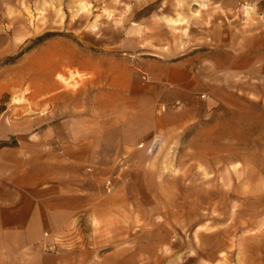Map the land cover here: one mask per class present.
<instances>
[{"label":"rangeland","instance_id":"374dc122","mask_svg":"<svg viewBox=\"0 0 264 264\" xmlns=\"http://www.w3.org/2000/svg\"><path fill=\"white\" fill-rule=\"evenodd\" d=\"M261 57L264 0H0V147L62 156L49 126L96 107L110 61L122 77L131 70L138 93L157 82L155 95L181 93L199 115L131 139L113 168L84 165L91 177L101 169L95 207L58 228L43 219L34 247L0 264H264ZM78 64L99 65L101 79ZM149 65H182L190 87L153 80ZM202 93L224 100L208 118Z\"/></svg>","mask_w":264,"mask_h":264},{"label":"crops","instance_id":"0c3cea01","mask_svg":"<svg viewBox=\"0 0 264 264\" xmlns=\"http://www.w3.org/2000/svg\"><path fill=\"white\" fill-rule=\"evenodd\" d=\"M110 64L113 71L103 77V84L108 87L93 94L96 107L88 109L87 114L62 118L49 126L55 139L52 147L62 156L37 158L27 155L20 144L0 147V260L19 259L28 247H34L41 237L43 219H49V225L58 228L71 221L75 213L95 207L94 191L89 183L91 176L87 175L84 165L113 168L127 156L124 151L132 148L131 139L140 136L149 141L159 132L191 123L192 115L194 120L198 119L199 115L187 112L190 100L183 94L155 95L154 91L161 88L157 82L146 85L138 93L131 70L127 67L122 77L117 61ZM155 66L146 68L153 80L176 85L181 90L190 87L182 65ZM78 68L98 69L101 79L99 65L78 64ZM242 68L247 74L251 72L249 63ZM253 70L264 77V58H259ZM201 95L203 100L210 98L206 103L208 109L200 115L204 118L216 113L214 105L224 103L216 93ZM258 98L264 104V94ZM157 103L167 107L156 118ZM138 117L147 118L146 127H138ZM99 167L94 169L93 176L100 180ZM119 172L113 173V178H118Z\"/></svg>","mask_w":264,"mask_h":264},{"label":"built area","instance_id":"2783aa9c","mask_svg":"<svg viewBox=\"0 0 264 264\" xmlns=\"http://www.w3.org/2000/svg\"><path fill=\"white\" fill-rule=\"evenodd\" d=\"M203 96H204V95H202V97H203ZM139 146H140V147L143 146V143H141V145H139ZM149 149H150V148H149ZM87 170L90 171V168H87ZM109 183H110V181H107V184H109Z\"/></svg>","mask_w":264,"mask_h":264},{"label":"bare ground","instance_id":"6f19581e","mask_svg":"<svg viewBox=\"0 0 264 264\" xmlns=\"http://www.w3.org/2000/svg\"><path fill=\"white\" fill-rule=\"evenodd\" d=\"M60 78H62V77H60ZM71 78H72V77H71ZM71 78H70V79H71ZM57 79H58V78H57ZM62 79H63V78H62ZM59 81H60V80H59ZM61 81H63V80H61ZM61 81H60V82H61ZM67 83H68V82H67Z\"/></svg>","mask_w":264,"mask_h":264}]
</instances>
